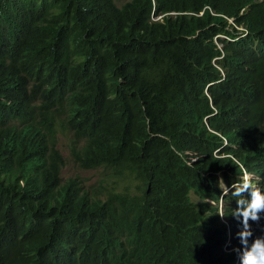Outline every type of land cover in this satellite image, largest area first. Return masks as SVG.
Here are the masks:
<instances>
[{"label":"trees","instance_id":"trees-1","mask_svg":"<svg viewBox=\"0 0 264 264\" xmlns=\"http://www.w3.org/2000/svg\"><path fill=\"white\" fill-rule=\"evenodd\" d=\"M59 134L123 190L64 180ZM245 171L264 0H0V264H240Z\"/></svg>","mask_w":264,"mask_h":264},{"label":"clouds","instance_id":"clouds-1","mask_svg":"<svg viewBox=\"0 0 264 264\" xmlns=\"http://www.w3.org/2000/svg\"><path fill=\"white\" fill-rule=\"evenodd\" d=\"M252 179L251 175L245 171L238 178V182L235 181L231 185L232 196L237 198V208L232 214L242 223V228L237 233L239 246L232 249L240 264H264V235L253 239L249 223L250 221L259 223L260 214L264 212V190L256 187ZM225 188L228 190L227 186ZM219 215L223 216L222 213Z\"/></svg>","mask_w":264,"mask_h":264},{"label":"rangeland","instance_id":"rangeland-1","mask_svg":"<svg viewBox=\"0 0 264 264\" xmlns=\"http://www.w3.org/2000/svg\"><path fill=\"white\" fill-rule=\"evenodd\" d=\"M125 0H117L118 4L123 3ZM58 148L61 150L62 154L67 160L66 166L63 168L62 176L64 180L77 177L83 178L87 186H91L93 189H101L103 191L115 190L116 179L110 175H105L98 170H82L77 165H75L73 159L71 158L70 148H69V138L59 134L58 139ZM100 181L102 184H100ZM119 190H123L124 185L121 184L119 187H116Z\"/></svg>","mask_w":264,"mask_h":264}]
</instances>
